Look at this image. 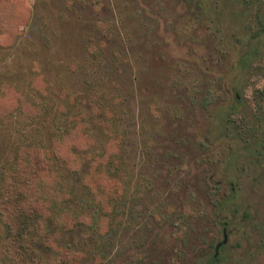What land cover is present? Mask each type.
<instances>
[{
    "label": "rangeland",
    "instance_id": "374dc122",
    "mask_svg": "<svg viewBox=\"0 0 264 264\" xmlns=\"http://www.w3.org/2000/svg\"><path fill=\"white\" fill-rule=\"evenodd\" d=\"M3 4L0 171L38 142L81 221L30 232L45 262L264 264V0ZM62 90L90 135L69 166L66 117L27 103Z\"/></svg>",
    "mask_w": 264,
    "mask_h": 264
},
{
    "label": "trees",
    "instance_id": "16d2710c",
    "mask_svg": "<svg viewBox=\"0 0 264 264\" xmlns=\"http://www.w3.org/2000/svg\"><path fill=\"white\" fill-rule=\"evenodd\" d=\"M6 1L8 0H0V24L5 12L13 8V6H5L3 3ZM62 91L63 93L60 94L62 102L48 98L44 104L35 101L27 103L31 107L30 117L36 118L54 108L57 116L66 117V125L52 129L51 145L54 144L55 155L66 161L69 166L66 153L59 150V147L79 137L77 136L79 131L87 136L90 135L85 131V126L74 120L72 109L76 97L70 96L66 90ZM21 110L20 106L15 108L18 114L20 112L23 115L25 112ZM61 153L63 157H60ZM68 154L69 158H73L76 162L74 154L72 152L70 154V151ZM59 181L51 160L36 141H24L18 144L13 161L0 171V224L3 228L1 251L8 264H71L70 261H73L70 252L52 263L45 262L29 236L34 229L43 231L44 223L48 220L57 221L60 225L70 222L68 227L81 223L63 206L66 193Z\"/></svg>",
    "mask_w": 264,
    "mask_h": 264
},
{
    "label": "flooded vegetation",
    "instance_id": "af4514ba",
    "mask_svg": "<svg viewBox=\"0 0 264 264\" xmlns=\"http://www.w3.org/2000/svg\"><path fill=\"white\" fill-rule=\"evenodd\" d=\"M238 96H239V93L238 92H236L235 93V98H236V100L239 102L240 100L238 99ZM237 105V104H236ZM224 227V226H223Z\"/></svg>",
    "mask_w": 264,
    "mask_h": 264
}]
</instances>
